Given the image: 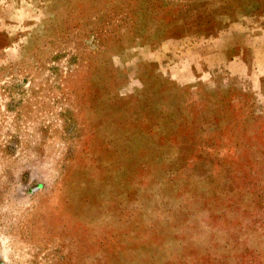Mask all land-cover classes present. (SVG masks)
Segmentation results:
<instances>
[{"label":"rangeland","instance_id":"1","mask_svg":"<svg viewBox=\"0 0 264 264\" xmlns=\"http://www.w3.org/2000/svg\"><path fill=\"white\" fill-rule=\"evenodd\" d=\"M0 264H264V0H0Z\"/></svg>","mask_w":264,"mask_h":264}]
</instances>
